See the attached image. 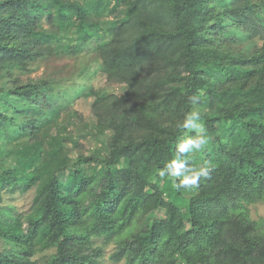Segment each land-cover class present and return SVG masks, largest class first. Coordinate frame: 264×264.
Instances as JSON below:
<instances>
[{"label":"trees","instance_id":"16d2710c","mask_svg":"<svg viewBox=\"0 0 264 264\" xmlns=\"http://www.w3.org/2000/svg\"><path fill=\"white\" fill-rule=\"evenodd\" d=\"M91 42L122 92L64 96L84 73L64 62ZM50 61L58 77L34 76ZM193 97L209 142L181 159L211 175L177 189L158 173ZM138 160L143 181L122 178ZM34 187L26 217L1 204ZM260 201L264 0H0V264H99L97 238L126 264H264V217L248 209Z\"/></svg>","mask_w":264,"mask_h":264},{"label":"rangeland","instance_id":"374dc122","mask_svg":"<svg viewBox=\"0 0 264 264\" xmlns=\"http://www.w3.org/2000/svg\"><path fill=\"white\" fill-rule=\"evenodd\" d=\"M94 42L88 44L83 51H81L80 58L77 61H74V59L65 60L64 63L67 64H74V67H76L78 70L84 72L81 76L78 74L69 76L65 78L64 85L60 88L61 92L64 96H66L68 93L73 94L74 90L79 87H86L88 89L89 94L92 97H97L100 95L102 91L107 90L109 92H114L120 94L122 92V88L118 86L117 84L114 86L107 85V78L103 74L100 67L104 66V71L106 73H112L117 70V65L113 62L103 63L102 61L99 62L96 60L95 54H94ZM57 61H50L47 62L45 65L41 67L40 70L36 71L34 73V76L39 77L44 74V76H50V77H58V75L62 72V69L60 66H57ZM92 97H86L84 95H81L79 98L76 99V101L73 102L75 108L83 114L88 120L93 121L94 117L92 112ZM222 134L221 130H217L214 135L219 136ZM84 140V138H82ZM90 141V140H89ZM85 142V141H84ZM83 142V147L86 149L90 148V142L89 145L85 144ZM82 147V148H83ZM77 151V150H76ZM77 153H80V151H77ZM145 166L142 161L138 160L134 163V165L126 170L121 177L124 179L129 180H138L143 181L142 176L144 174ZM217 172L222 174L223 176L226 175L227 171L223 167H219L217 169ZM202 182V180L200 181ZM35 187L30 189L27 192H20V191H9V190H3L2 191V205L4 206H12L14 207V211L17 214H21L24 217L28 215V213L31 210V206L33 203V198L35 196ZM249 213L251 218L258 220L264 217V201H260L254 204L248 205ZM33 224V221L30 223ZM104 238H97L95 239V243L98 245L103 246L104 248V255L100 260L99 264H126L125 261L115 262L110 258V255L114 251V243H108L105 244ZM55 251V248L48 249L44 252H39L37 255H35L34 259H37L44 254H48Z\"/></svg>","mask_w":264,"mask_h":264},{"label":"clouds","instance_id":"9594fccd","mask_svg":"<svg viewBox=\"0 0 264 264\" xmlns=\"http://www.w3.org/2000/svg\"><path fill=\"white\" fill-rule=\"evenodd\" d=\"M192 104L194 107L185 112L182 121L177 125L184 133L176 145L177 155L158 173L161 178H172L177 189L196 188L202 179H208L211 175V168L207 164L195 168L188 160L181 159L182 156L202 151L209 142L207 129L202 123L204 113L199 107V98L193 97Z\"/></svg>","mask_w":264,"mask_h":264}]
</instances>
